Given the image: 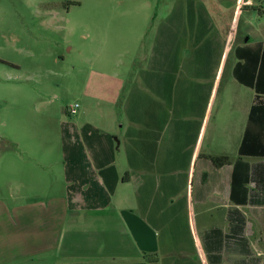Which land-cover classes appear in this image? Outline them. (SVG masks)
<instances>
[{
	"label": "crops",
	"instance_id": "0c3cea01",
	"mask_svg": "<svg viewBox=\"0 0 264 264\" xmlns=\"http://www.w3.org/2000/svg\"><path fill=\"white\" fill-rule=\"evenodd\" d=\"M243 3L183 0L127 64L93 65L61 153L0 187V264H264V42L237 33Z\"/></svg>",
	"mask_w": 264,
	"mask_h": 264
},
{
	"label": "rangeland",
	"instance_id": "374dc122",
	"mask_svg": "<svg viewBox=\"0 0 264 264\" xmlns=\"http://www.w3.org/2000/svg\"><path fill=\"white\" fill-rule=\"evenodd\" d=\"M250 1L241 6L237 33L264 42V0ZM181 2L0 0V187L31 165H39L41 179L47 158L61 153L65 120L76 116L68 111H82L93 65L127 64L144 31L152 38L168 13H185Z\"/></svg>",
	"mask_w": 264,
	"mask_h": 264
},
{
	"label": "trees",
	"instance_id": "16d2710c",
	"mask_svg": "<svg viewBox=\"0 0 264 264\" xmlns=\"http://www.w3.org/2000/svg\"><path fill=\"white\" fill-rule=\"evenodd\" d=\"M260 9V8H259ZM259 80V79H258ZM261 90V88H259V85H258V83L256 84V91L258 92V90ZM262 90H264V88L262 89ZM258 93H260V92H258ZM260 94H264V93H260ZM257 104L258 105H264V98H257ZM226 159H224V161H225ZM223 160H221V159H216L215 160V163L216 164H220V163H222V162H224Z\"/></svg>",
	"mask_w": 264,
	"mask_h": 264
},
{
	"label": "built area",
	"instance_id": "2783aa9c",
	"mask_svg": "<svg viewBox=\"0 0 264 264\" xmlns=\"http://www.w3.org/2000/svg\"><path fill=\"white\" fill-rule=\"evenodd\" d=\"M78 109H79V105L73 106L72 109L70 110L71 114L72 115L76 114Z\"/></svg>",
	"mask_w": 264,
	"mask_h": 264
}]
</instances>
